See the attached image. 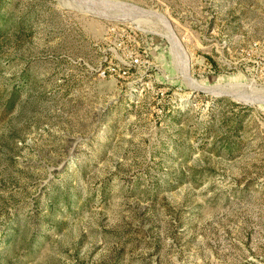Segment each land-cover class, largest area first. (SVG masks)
Returning a JSON list of instances; mask_svg holds the SVG:
<instances>
[{"label":"rangeland","instance_id":"374dc122","mask_svg":"<svg viewBox=\"0 0 264 264\" xmlns=\"http://www.w3.org/2000/svg\"><path fill=\"white\" fill-rule=\"evenodd\" d=\"M0 264H264V0H0Z\"/></svg>","mask_w":264,"mask_h":264},{"label":"built area","instance_id":"2783aa9c","mask_svg":"<svg viewBox=\"0 0 264 264\" xmlns=\"http://www.w3.org/2000/svg\"><path fill=\"white\" fill-rule=\"evenodd\" d=\"M133 61H134V62H136V61H137V59H136V58H134V59H133Z\"/></svg>","mask_w":264,"mask_h":264}]
</instances>
